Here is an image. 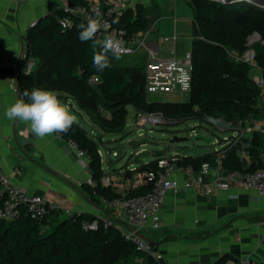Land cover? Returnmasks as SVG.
I'll return each instance as SVG.
<instances>
[{
  "label": "trees",
  "instance_id": "1",
  "mask_svg": "<svg viewBox=\"0 0 264 264\" xmlns=\"http://www.w3.org/2000/svg\"><path fill=\"white\" fill-rule=\"evenodd\" d=\"M83 3L84 0H69L70 6ZM187 3L193 13L192 84L186 100L177 103L148 101L141 63L119 65L109 54L112 67L97 72L93 67L91 41L79 39L78 26L85 22L78 17L72 16L71 24L64 26L47 15L30 26L25 34L21 65L27 59L33 60V65L29 73L19 68L15 74L21 97L27 100L23 92H31L34 88L63 94L76 102L100 133L95 139L77 122L68 132L60 133V137L73 140L88 158L90 177L98 186L83 185L94 204L99 197L111 200L117 196L111 185L103 183L105 176L96 143L101 141L103 134L123 130L127 106L135 112L161 114L169 121L168 125L188 118L226 122L263 118L264 107L258 104L259 89L249 77L250 65L235 61L228 52H232L234 58L239 57L248 48V37L257 34L261 42L251 46L253 63L264 77V11L253 2L244 1L187 0ZM149 12L137 4L128 8L114 26L125 36L134 35L147 28ZM91 76H99L100 81L89 85L87 79ZM12 77L13 72L0 68V79ZM238 141L200 156L186 155L184 163L198 168L219 157L224 170H243ZM244 141L252 159L245 170L262 166L264 135L254 132ZM152 168H155V160L139 164L137 170ZM148 190V184H141L127 195L136 196ZM54 213L51 211L41 222L24 216L9 222L0 219V264H118L132 257H143L147 264H164L137 250L113 225L104 227L101 219L84 213H71L51 228L44 229L46 220ZM92 220H97L96 230L82 227V222ZM156 244H151L154 250Z\"/></svg>",
  "mask_w": 264,
  "mask_h": 264
},
{
  "label": "crops",
  "instance_id": "2",
  "mask_svg": "<svg viewBox=\"0 0 264 264\" xmlns=\"http://www.w3.org/2000/svg\"><path fill=\"white\" fill-rule=\"evenodd\" d=\"M131 3L133 7L140 4L149 9L147 17L154 18L151 25L148 23L145 30L136 33L145 38L148 46L164 57H179L190 50L193 13L187 0H131ZM56 4L57 0H0V68L13 72L12 78L0 79L2 170L13 184L41 195L52 205L55 213L46 220L44 229L71 213L104 218L114 227L122 228V211L109 208L100 199L94 204L86 192L83 184L90 177L87 156L80 162L66 139L57 133L38 139L28 123L9 120L4 115L8 106L22 98L15 72L23 57L25 34L32 22L51 14ZM140 59L134 64H142ZM60 100L71 112L80 111L90 121L74 100L65 95ZM70 100L75 102L77 110H73ZM148 101L158 100L148 98ZM91 126L94 127L92 123ZM236 133L237 129L229 136ZM248 138L244 135L238 141L244 169L252 161L244 141ZM228 141L209 151L222 148ZM261 162L264 165V149ZM101 168L103 176L110 177L115 193H128L144 180V171L135 166L111 172L101 163ZM159 213V231L139 233L150 244L157 243L156 252L164 264H217L222 258L233 260L238 256L250 257L254 264H264V196L257 195L253 189L231 187L208 196L193 188L169 192ZM136 259L137 264H147L143 257Z\"/></svg>",
  "mask_w": 264,
  "mask_h": 264
},
{
  "label": "built area",
  "instance_id": "3",
  "mask_svg": "<svg viewBox=\"0 0 264 264\" xmlns=\"http://www.w3.org/2000/svg\"><path fill=\"white\" fill-rule=\"evenodd\" d=\"M258 8L264 11V0H254ZM131 0H84L83 4L75 6L69 5V0H57L54 10L49 16L55 17L62 25L71 24V17L80 18L87 23L89 18L99 17L106 23L107 30L101 29L97 33V38L114 33L116 37L124 42V46L129 51L123 56H138L142 58V75L144 81V91L148 97L158 96L171 99L177 102L178 98L186 94V98L191 90L192 84V54L189 51L181 56H161L158 50L148 46L142 35L125 36L122 30L114 26L116 22L128 8H132ZM35 22H32V26ZM255 37L256 42H261L257 34L248 37ZM255 42V43H256ZM248 47V40H247ZM140 53V51H142ZM246 51V50H245ZM244 51V52H245ZM229 57L235 61H243L253 66V50H248L239 57H233L232 52H228ZM22 72L27 74L31 71L33 61L27 59ZM255 66V65H254ZM258 69V68H257ZM252 80L259 89L258 104L264 107V77L260 70ZM100 81L99 76H91L87 79L89 85H95ZM170 97V98H168ZM238 136L230 139L227 143L235 144L240 137L250 136L254 132L264 135V120H254L251 117L245 120L236 121ZM168 125L161 114L135 112L133 125L139 131L138 138L144 137L141 130L146 126ZM60 136V133H57ZM68 147L74 153L76 159L82 162L85 152L77 144L66 139ZM113 156L116 151H111ZM180 153H165L155 159V168L144 171L142 184H148L149 190L140 195L128 196L127 193L117 192V196L111 200L99 199L109 208L119 209L123 214V227L117 228L120 236L130 241L140 252L160 260V255L154 250L151 244L138 233L142 229L156 230L161 227L160 207L165 201L169 192L177 193L180 190L193 188L208 196L217 191H227L231 187H241L253 189L257 195L264 196V165L253 170H232L226 171L222 168L219 157L214 159V163H204L198 168L192 164H185L184 157ZM105 185H111L109 176L103 179ZM85 184L91 188L98 186L97 182L91 177L85 180ZM54 208L46 202L39 194L26 192L21 186L13 184L4 174L0 160V219L12 221L19 216H24L35 222L43 221ZM104 227L110 225L106 219H101ZM82 227L86 230H96L97 220L84 221ZM217 264H254L252 259L247 256H238L233 260H222Z\"/></svg>",
  "mask_w": 264,
  "mask_h": 264
},
{
  "label": "rangeland",
  "instance_id": "4",
  "mask_svg": "<svg viewBox=\"0 0 264 264\" xmlns=\"http://www.w3.org/2000/svg\"><path fill=\"white\" fill-rule=\"evenodd\" d=\"M257 41L255 37H250L248 39V48L246 51L251 50V46ZM245 51V52H246ZM244 52V53H245ZM243 53V54H244ZM138 60V56H122L120 59H116L119 65H129L136 63ZM142 59L139 61L141 62ZM27 61V60H26ZM25 61V62H26ZM33 61V60H32ZM21 65L20 69L22 70L26 63ZM258 69L253 65L250 66L249 77L253 79L255 76L258 75ZM151 100H158L159 102H175L171 99H165L163 97L158 96H150ZM170 98V97H168ZM186 100V94H184L181 99L178 98L177 102H182ZM71 105L73 110H77V106L74 101H71ZM81 114L83 122H85L88 126H91L90 121L87 117L78 111ZM135 117V110L131 106H127V116L125 120V126L123 130L119 133H110V134H103L101 141H97V148L99 151L102 167L104 169L110 168L111 172L114 170L122 171L125 166L130 168L131 166L138 167V164L132 163V155H129L130 152H122V154L116 158L111 154V151H116L117 148L122 146L127 140L138 138L139 131L136 127H134ZM262 120H264V115ZM218 121V122H216ZM95 128V127H94ZM237 124L235 122H226L222 119H207V120H199L197 118H188L182 121L179 124H172V125H153V126H146L145 129L141 130L144 134V137L150 138L152 142L150 144H144L138 147L135 151L139 150H147L151 152L156 148H160L161 146L166 147V153L172 154L176 151L178 147L186 146V143H174L170 144L169 140L172 138L173 135L177 136H188L192 134L202 133L207 136H211L213 141L208 145L209 148H213L214 146L217 147L222 142L228 141L230 139H236L237 135L229 136L231 132L236 131ZM235 134V132L233 133ZM240 139V138H239ZM195 145L197 146H204L203 141L196 140ZM156 156L153 154H149L147 157L141 158V163H148L154 161ZM143 232L149 231V233H154L159 230H152V229H142ZM139 261L136 258H129L125 261H120L118 264H137Z\"/></svg>",
  "mask_w": 264,
  "mask_h": 264
},
{
  "label": "clouds",
  "instance_id": "5",
  "mask_svg": "<svg viewBox=\"0 0 264 264\" xmlns=\"http://www.w3.org/2000/svg\"><path fill=\"white\" fill-rule=\"evenodd\" d=\"M217 2L223 3L225 0H217ZM78 27L81 42L91 41L93 67L97 72H103L112 67L109 54L115 59H120L129 51L124 46V42L114 33L97 38V33L101 29L107 30L106 23L100 19L99 14ZM23 97L27 100L24 98L15 100L5 109L4 115L9 120L28 123L32 133L38 139L55 133H66L77 121V117L70 111L68 105L63 103L54 91L34 88L31 92L25 90Z\"/></svg>",
  "mask_w": 264,
  "mask_h": 264
},
{
  "label": "water",
  "instance_id": "6",
  "mask_svg": "<svg viewBox=\"0 0 264 264\" xmlns=\"http://www.w3.org/2000/svg\"><path fill=\"white\" fill-rule=\"evenodd\" d=\"M217 1V0H214ZM248 2V3H252L254 2V0H225V2ZM148 19V23L149 25L152 24V21L154 20V18L152 16L147 17ZM16 73V72H15ZM59 99H63L64 95L60 94L58 95ZM177 103V102H174ZM76 117H77V123L80 124L88 133L89 136L97 139L100 137V133L99 131L91 126H88L85 122H83L81 116L76 113V112H72ZM196 140H201L204 143V146H197L195 145V141ZM213 141V138L211 136H207L204 135L202 133H198V134H192V135H182V136H177V135H173L172 138L169 140L170 144H174V143H186V146H182V147H178L176 149L175 152L180 153L182 155H191L192 157H196V156H200L203 154H206L209 152V147L208 145ZM152 142V140L150 138L147 137H140V138H133V139H129L127 140L122 146H120L119 148H117L116 150V155L115 157L118 158L122 152H126L129 151L130 154L132 155V163L133 164H141V158L143 157H147L150 153L157 156H161L164 155L166 153V147L165 146H161L160 148H156L154 150H152L151 152L147 151V150H139L136 152L135 151L138 147H140L141 145L144 144H150ZM212 163H214V160H212ZM138 235L142 238H144L146 241H148L142 234L138 233ZM149 243H151L150 241H148Z\"/></svg>",
  "mask_w": 264,
  "mask_h": 264
}]
</instances>
